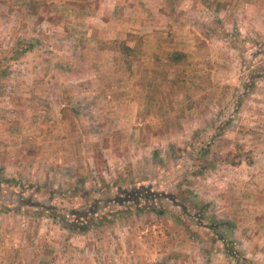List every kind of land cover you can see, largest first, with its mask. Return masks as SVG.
I'll return each instance as SVG.
<instances>
[{"label":"rangeland","instance_id":"obj_1","mask_svg":"<svg viewBox=\"0 0 264 264\" xmlns=\"http://www.w3.org/2000/svg\"><path fill=\"white\" fill-rule=\"evenodd\" d=\"M0 264H264V0H0Z\"/></svg>","mask_w":264,"mask_h":264},{"label":"crops","instance_id":"obj_2","mask_svg":"<svg viewBox=\"0 0 264 264\" xmlns=\"http://www.w3.org/2000/svg\"><path fill=\"white\" fill-rule=\"evenodd\" d=\"M62 2H63V0H62ZM83 10H84V9H82V8L80 9V8H79V11L82 12ZM47 22H48V25L51 26L50 29L48 30V31L50 32V31H51V28H52L54 25H57V22H53L52 19H51V20L49 19V17H48V19H47ZM86 27H88V26H85V29H86ZM51 32H52V31H51ZM107 54H108V53L103 52V51H99V52L95 51V52H94V55H90L89 57H87V61H88V62L91 61V60H92V61H93V60L98 61V60H97L98 58L103 59V56H107ZM94 62H95V61H94Z\"/></svg>","mask_w":264,"mask_h":264},{"label":"trees","instance_id":"obj_3","mask_svg":"<svg viewBox=\"0 0 264 264\" xmlns=\"http://www.w3.org/2000/svg\"><path fill=\"white\" fill-rule=\"evenodd\" d=\"M176 54H178V53H176ZM183 57V55H182V53H181V58ZM177 58V57H176ZM176 60V59H175ZM132 197V199L134 200V201H136L137 199H138V197L137 196H134V195H132L131 196ZM223 242H225L224 240H223Z\"/></svg>","mask_w":264,"mask_h":264}]
</instances>
